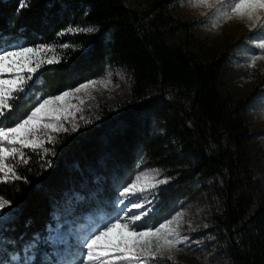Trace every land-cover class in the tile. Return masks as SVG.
Here are the masks:
<instances>
[{
  "label": "trees",
  "instance_id": "trees-1",
  "mask_svg": "<svg viewBox=\"0 0 264 264\" xmlns=\"http://www.w3.org/2000/svg\"><path fill=\"white\" fill-rule=\"evenodd\" d=\"M170 1L0 0V43L53 45L44 55L61 58L40 70L30 99L75 86L105 65L130 79L129 100L115 114L59 133L47 152L25 149L28 163L16 165L22 179L0 182V197L11 202L0 237L15 241L0 259L34 235L46 237L61 208L76 203L74 193L89 197L97 186L103 193L141 162L177 173L160 189L165 198L198 194L215 202L210 230L221 264H264V204L249 166L246 100L221 91V57L201 58L181 42L188 22L168 12ZM70 26L98 31L58 35Z\"/></svg>",
  "mask_w": 264,
  "mask_h": 264
},
{
  "label": "snow or ice",
  "instance_id": "snow-or-ice-1",
  "mask_svg": "<svg viewBox=\"0 0 264 264\" xmlns=\"http://www.w3.org/2000/svg\"><path fill=\"white\" fill-rule=\"evenodd\" d=\"M190 4L193 8L205 7L211 10L210 19L214 28L237 19L250 22L259 33H264V0H190ZM24 6L22 3L21 7ZM97 31L95 26H70L58 35H64L65 32ZM254 46L260 49V54L249 57L248 67H255L256 61L264 60V35L258 36ZM69 47L74 46L60 45L61 49ZM49 52H55L53 45L24 46L0 43V182H6L9 178L22 179L10 161L28 163L24 149H43L47 152L49 149L44 148V145L56 143V137L51 133L68 131L62 121H67L69 117L75 118L77 112L83 111L82 107L69 103L70 98L82 91L95 89L98 84L107 87L111 83L108 74L105 78L85 81L58 95L37 97L34 106L25 111L23 118L16 116L17 102L30 100L29 94L42 75L40 70L45 65L61 62L57 55H44ZM84 103L83 99L79 101L80 105ZM9 115L14 122L9 120ZM80 119L84 117L80 116ZM77 129L78 126L73 124L71 130ZM45 130L49 133L46 140L41 139L40 135ZM158 177V170L151 179L147 174L143 177L137 176L119 192L122 199L116 202V207L124 204L130 197L136 196L137 201L131 202L127 211L119 208L115 214L105 212L87 231L76 235L74 242L59 235L49 234L42 237L37 234L23 241L19 251H13L4 259H0V264H34L41 245H60L67 251V255H57L54 259L45 255L42 264H161L165 253L168 254L167 260H173L174 251H185L190 244L189 238L181 235L185 213L177 212L157 226H147L146 218L154 209L146 208V205H151L153 201L138 196L144 192H152L169 182L168 178ZM5 208H11V202L0 197V219L7 218ZM145 208L144 211L129 215L132 209ZM14 243L15 241L0 237V251H6L5 245Z\"/></svg>",
  "mask_w": 264,
  "mask_h": 264
},
{
  "label": "rangeland",
  "instance_id": "rangeland-1",
  "mask_svg": "<svg viewBox=\"0 0 264 264\" xmlns=\"http://www.w3.org/2000/svg\"><path fill=\"white\" fill-rule=\"evenodd\" d=\"M148 1L136 0L137 3L143 5ZM167 10L177 19L188 22L189 30L180 34L181 42L185 46L194 50L199 57L204 59L221 57L222 65L219 76L221 91L231 96L245 98V120L249 133L247 143L249 166L258 184V202L264 204V60L256 61L255 67H248L249 57L260 54V49L255 47L254 43L258 36L264 35V33H259L258 29L253 28L250 22L237 19L214 28L210 19L211 10L205 7L193 8L190 0H171L167 4ZM10 44L23 45L21 42ZM108 74H110L108 78H110L111 83L107 87L98 84L95 89L82 91L70 98L69 103L82 107L83 111L77 112L75 118L69 117L67 121H62L68 131L71 130L73 124L78 126L77 130H81L89 124L104 120L108 114H115L129 100V76L119 68L105 65L99 73L85 76L75 86L43 95V97L58 95L64 90L75 88L85 81L105 78ZM37 97L41 96L36 95L25 102L23 107L16 112V116L23 118L25 111L30 106H34ZM81 99L85 101L83 105L79 104ZM80 116H83L84 119H80ZM9 120H13L12 116ZM48 134L46 130L43 131L40 134L41 139L46 140ZM51 134L55 137L58 135L56 133ZM50 147L52 144L46 143L44 145V148ZM18 161L10 162L16 167ZM156 170L159 172L158 178H168V183L176 179L177 173L175 172L149 167L140 162L136 169L125 178L112 180L103 193L98 186L94 190L95 193L89 197L83 189L74 193V202L76 203L70 204V201H67L68 206L64 205L61 208L55 223L49 227L47 236L49 234L59 235L74 242L76 235L87 231L93 223L99 221L105 212L115 214L119 208L127 211L131 207V202L137 201V197L126 199L124 204L117 208L116 202L122 199L119 192L137 176L143 177L147 174L151 179ZM165 185H160L152 192L138 194V196L147 197L153 201L151 205H146V208L154 209L146 218V224L147 226H157L177 212L183 211L185 215L181 235L187 236L190 244L185 251H174L172 253L173 260H167L168 254L165 253L161 264H221L223 250L218 249V237L210 230L211 214L215 202L198 194L165 198L160 193V189L164 188ZM146 208L132 209L129 215L144 211ZM205 225L207 227H204ZM45 246L50 258L54 259L57 255H67L63 246ZM34 264H37V260Z\"/></svg>",
  "mask_w": 264,
  "mask_h": 264
}]
</instances>
